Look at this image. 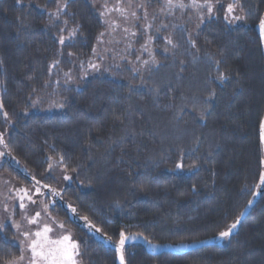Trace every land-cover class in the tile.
Instances as JSON below:
<instances>
[{
    "label": "trees",
    "instance_id": "1",
    "mask_svg": "<svg viewBox=\"0 0 264 264\" xmlns=\"http://www.w3.org/2000/svg\"><path fill=\"white\" fill-rule=\"evenodd\" d=\"M232 4L242 17L233 27L223 3L206 19L174 10L154 21L151 59L92 68L104 23L90 0H0V171L72 234L81 264H115L108 240L121 231L158 245L211 238L258 189L222 242L180 253L127 245L124 264H264V50L254 31L264 0ZM5 225L2 264L21 255Z\"/></svg>",
    "mask_w": 264,
    "mask_h": 264
},
{
    "label": "rangeland",
    "instance_id": "2",
    "mask_svg": "<svg viewBox=\"0 0 264 264\" xmlns=\"http://www.w3.org/2000/svg\"><path fill=\"white\" fill-rule=\"evenodd\" d=\"M96 8L99 9V14L102 17L104 23L103 35H100L97 40L96 47L94 48L93 63L95 68L107 63H119L127 62L131 65L136 64L137 60L133 59V56H145L151 59L150 54L154 50L151 38L149 37L150 31L155 28V20H159L161 17L170 14L174 10L177 11L183 8H173L170 11L165 8V0H90ZM233 0H209L213 6L212 13H208L206 7L196 8L191 6V0H183L185 8L192 11L195 17L209 18L213 15V12L219 3H223L226 6V19L230 26H235L239 19V14L236 7L232 4ZM176 0H174V3ZM200 4L204 3V0H199ZM143 5V7H141ZM233 6V11L228 12V6ZM165 8V11H161ZM184 8V9H185ZM113 9H124V15H121L120 11ZM178 11V12H179ZM103 13V15H102ZM135 13V16L131 14ZM145 13L147 18H145ZM166 14V15H165ZM175 16V15H173ZM127 29V31H125ZM133 55V56H132ZM145 63L140 61L139 65L143 66ZM93 68V67H92ZM1 153V145H0ZM3 158L0 156V165ZM49 173L58 180L66 179L67 176L60 168L55 166L54 163L49 168ZM21 189H26L21 184L16 183L4 172L0 171V221L5 224H10L14 234L17 236V242L20 246V240H23L22 232L30 231L35 232L42 228L43 224H48L52 231L48 234L52 240L58 239L63 235L72 234L61 227V223L53 218L47 211V207L42 204L41 199H35L36 203H30L25 199V208L19 207V196L23 195ZM29 190V194L32 196V189ZM41 197V196H40ZM7 208V211L5 210ZM41 213V220L43 224L31 225L27 222L25 217L34 216L35 212ZM13 222L20 225V230L13 226ZM73 239V237H72ZM74 240V239H73ZM30 251L25 253V259L23 264H28V257H30ZM21 256V255H20ZM20 258V257H19ZM19 258L15 260H19ZM2 264V263H0ZM10 264V262L5 263ZM77 264H81L77 257Z\"/></svg>",
    "mask_w": 264,
    "mask_h": 264
},
{
    "label": "snow or ice",
    "instance_id": "3",
    "mask_svg": "<svg viewBox=\"0 0 264 264\" xmlns=\"http://www.w3.org/2000/svg\"><path fill=\"white\" fill-rule=\"evenodd\" d=\"M19 2V0H18ZM67 5L65 4L64 7ZM188 5H185L183 0H176L174 3V0H165V8L167 10H171L173 8H185ZM191 6L196 8H202L206 7L208 13H212L213 6L209 2V0H204L203 4H200L199 0H191ZM143 7V5H141ZM165 8H162L161 11H165ZM121 12V15H124L125 10L124 9H113ZM233 11V6H228V12L231 13ZM103 15V13H102ZM132 16H135V13L131 14ZM145 18H147V14L145 13ZM236 19H242V17H236ZM260 27V33L261 36L264 37V19H261L259 22ZM127 31V29H125ZM103 35V34H101ZM65 42V38L63 36L60 37V43L63 44ZM171 43V40L168 41ZM58 63V62H55ZM55 63L53 66H55ZM145 63H147L145 61ZM219 63V62H217ZM90 67L95 68L96 65H90ZM227 77L224 76V74H221L219 79L223 80ZM2 107V105H0ZM5 116H7V113H4ZM2 139V137H0ZM261 141L264 143V121L261 122ZM3 153H0V156H3ZM62 159V158H61ZM180 167V165H178ZM67 178V177H65ZM33 179H35L33 177ZM261 182L264 183V173L261 174ZM45 188H47V185H44ZM21 192L23 195L19 196L18 199L20 200L19 207L21 209L25 208V199H27L30 203L35 204L36 201L32 200V196L29 194V190L27 189H21ZM36 192L39 193L40 189L37 188ZM52 194L55 195V191H52ZM249 203H252V201H249ZM7 211V208L5 209ZM27 219V222L31 225H37V224H43V221L41 220V213L39 211L35 212L34 216L32 217H25ZM85 221H87V217L83 218ZM239 222L237 219L236 222L231 224L227 230L221 231L219 233L220 237H228L232 231L236 227V224ZM13 226L17 229V231L20 230V225L13 222ZM6 227L5 223L0 221V235H2V229ZM61 227H63L61 225ZM90 228L95 229L94 225H89ZM97 232L100 231L99 229H95ZM52 231V228L48 224H43L42 228L39 230L33 232L30 231H24L22 232L23 240H20V244L22 247L20 248L21 256L19 260H12L10 261V264H23V261L25 259V253L30 251L31 255L28 257V264H77V257L80 255L79 252V244L75 240L72 239L71 235H63L59 237L58 239L52 240L49 238V233ZM128 239H136L135 236L128 237L126 234L121 231L119 234V241L115 244V250L119 253V260L120 264H124V246L125 242ZM110 240V238H109ZM15 244L16 242L13 241Z\"/></svg>",
    "mask_w": 264,
    "mask_h": 264
},
{
    "label": "water",
    "instance_id": "4",
    "mask_svg": "<svg viewBox=\"0 0 264 264\" xmlns=\"http://www.w3.org/2000/svg\"><path fill=\"white\" fill-rule=\"evenodd\" d=\"M261 19H264V11H263V13H262V15L260 17V20ZM260 20H259V22H260ZM259 22L254 26V31H255L257 37L259 38V41H260V43L262 45V48L264 50V37L261 36ZM262 121H264V111H263V114H262V117H261V120H260V123H259V128H258L260 141H261V122ZM261 146H262V152H263V165H264V143H262V141H261ZM263 173H264V170H263ZM263 184L264 183L261 182L260 183V187ZM259 195H260V189H258V191L256 192L255 196L251 200L252 203H249L246 206V208L243 210V212L238 216L237 219L239 220V222L236 224V227L234 229H232V231H231V233H230V235L228 237H230L231 235H233L236 232V230H237L238 226L240 225L241 221L245 218V216L249 213V211L251 210V208L253 207V205L258 200ZM237 219L234 222H236ZM92 231L95 232V234L97 235V237L100 238L102 242H106L105 237L101 233L97 232L95 229H92ZM126 236H128V237L135 236L136 239H128V240H126L125 246H127V245H133V244H139L143 248H145L146 251H149V252H159V253H161V252H171V253L185 252L187 250H192V249H196V248H201V247H204V246H208V245L213 244V243H220V242H222V240L224 238H227V237H220L219 234H217V235H215V236H213L211 238H208V239H205V240H202V241H198V242H193V243H185V244H162V245H158V244H153V243L148 242L145 238H143V237H141L139 235L128 234ZM108 242H109L108 243L109 246L113 248V250L115 251V254H116L115 264H120L119 253L115 250V244L117 242L110 243V240H108Z\"/></svg>",
    "mask_w": 264,
    "mask_h": 264
}]
</instances>
